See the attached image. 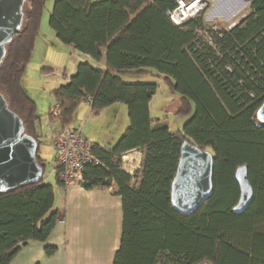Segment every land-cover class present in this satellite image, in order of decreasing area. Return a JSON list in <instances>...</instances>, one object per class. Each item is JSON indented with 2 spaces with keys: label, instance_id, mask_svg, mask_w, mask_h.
Segmentation results:
<instances>
[{
  "label": "trees",
  "instance_id": "trees-1",
  "mask_svg": "<svg viewBox=\"0 0 264 264\" xmlns=\"http://www.w3.org/2000/svg\"><path fill=\"white\" fill-rule=\"evenodd\" d=\"M178 0H56L49 25L65 45L96 62L79 63L52 92L63 126L91 98L95 114L120 103L129 127L114 147L93 144L99 165L88 164L79 184L86 190L114 189L123 204V234L114 264H264V0L250 2L248 15L229 29L208 27L204 13L181 26L168 13ZM46 0H26L20 33L0 65V93L38 142L44 175L37 182L0 192V264H11L29 241L46 243L56 226L55 186L47 183L39 155L37 105L22 79L40 32ZM52 71L44 69V72ZM125 73L161 78L179 104L176 115L191 116L172 132L154 120L150 104L159 85L125 82ZM184 141L214 156V193L194 213L176 211L171 200ZM143 151L137 186L123 169V157ZM248 169L254 192L250 206L235 214L240 197L236 170ZM63 167L55 159L60 186ZM46 254L56 252L47 245Z\"/></svg>",
  "mask_w": 264,
  "mask_h": 264
},
{
  "label": "crops",
  "instance_id": "crops-1",
  "mask_svg": "<svg viewBox=\"0 0 264 264\" xmlns=\"http://www.w3.org/2000/svg\"><path fill=\"white\" fill-rule=\"evenodd\" d=\"M51 31L58 39L56 33L52 29ZM58 41L60 42L59 39ZM82 57L100 68L105 67V59L96 62L89 56L82 55ZM78 65L74 70L77 71ZM50 69L54 72L53 68ZM64 71L67 72L66 69ZM65 76L69 75L66 74ZM60 84L58 83L50 91V102L46 99V104L48 103L49 107L55 104L51 92L62 86ZM76 115L78 120L65 126L48 118L49 130L51 131L49 140L48 138L44 139L39 127H37L38 134L41 136L40 146L46 141L55 149L53 140L56 134L63 130L76 129L80 130L92 144L111 148L117 144L130 125L127 107L120 103L95 114L91 109V104L84 101L79 106ZM83 116L87 120L85 127L79 122ZM120 119H124L123 124L117 123ZM102 122L111 126L107 134L102 133L100 129L99 125ZM90 123H93L95 129L89 132ZM134 153L139 155V157L136 156V161L140 159L143 165V151H132L126 154L123 160H128L127 158L132 157ZM41 158L45 160L42 156ZM137 163L139 162H136V170L140 169L141 172L142 165L138 167ZM123 169L132 175L133 168L128 170L124 167ZM114 191V189L86 190L80 185L65 188L56 182L55 205L58 216L54 230L46 243L29 241L21 248L11 264H114L116 253L121 247L124 220L122 199ZM47 245L56 248V252L51 256L46 254Z\"/></svg>",
  "mask_w": 264,
  "mask_h": 264
},
{
  "label": "water",
  "instance_id": "water-1",
  "mask_svg": "<svg viewBox=\"0 0 264 264\" xmlns=\"http://www.w3.org/2000/svg\"><path fill=\"white\" fill-rule=\"evenodd\" d=\"M26 0H0V65L7 46L20 33L24 21ZM257 120L264 123V102L257 112ZM38 142L27 136L22 119L14 113L0 93V192L39 182L44 175L37 161ZM214 156L190 141H184L176 176L172 182L171 200L181 214L194 213L214 193ZM240 197L235 214L243 213L252 203L254 192L248 169L236 170Z\"/></svg>",
  "mask_w": 264,
  "mask_h": 264
},
{
  "label": "rangeland",
  "instance_id": "rangeland-1",
  "mask_svg": "<svg viewBox=\"0 0 264 264\" xmlns=\"http://www.w3.org/2000/svg\"><path fill=\"white\" fill-rule=\"evenodd\" d=\"M55 2L56 0H46L39 36L24 73V79H22V85L23 87L25 85L26 88L24 87V89L26 93L38 106L37 115L40 117V120L37 122V127H39L44 139L48 138V140L51 134L49 130L50 124L48 122V114L52 106L57 103L55 101V104L49 107V104H46V99L50 102V91L52 88L56 87L58 83L64 85L66 83L65 77L74 75L76 73L74 69H76L79 63L84 61L82 55L74 47L65 45L61 41L60 43L51 31L49 20ZM193 11L197 13L195 16L204 13V20L208 27H212L215 30L222 28L229 29L240 23L248 15L250 11V2L247 0H203L199 5L195 6ZM54 40H56L55 42L57 43H55ZM45 68H53L54 72H44ZM64 69H66L67 72H65ZM65 73L69 76H65ZM121 77L125 82H154L159 85L158 92L150 104L151 116L156 120H164L172 132L182 129L191 118L192 115L188 117L176 115L180 96L177 93H172L165 81L156 77V75L147 73H125L122 74ZM42 108H44L43 111ZM125 118L127 120V117ZM77 120V115H75L72 122L74 123ZM86 121L85 116H83L79 122L85 127ZM123 121L124 119H120L117 123L123 124ZM99 126L102 133L104 132L106 134L111 127L105 122L100 123ZM93 129H95V126L93 123H90L89 132ZM54 150L55 149L45 141V143L40 146L39 155L46 160L45 176L47 183L56 186V152L54 154ZM136 156L139 157V155L134 153L132 157H128V160H123V168L125 167L128 170L133 168L132 176H137L132 180V186H137L140 179V176L137 174V172H140V169H137L138 171L136 170V162H139L137 163L138 167L142 165L140 159L136 161Z\"/></svg>",
  "mask_w": 264,
  "mask_h": 264
},
{
  "label": "built area",
  "instance_id": "built-area-1",
  "mask_svg": "<svg viewBox=\"0 0 264 264\" xmlns=\"http://www.w3.org/2000/svg\"><path fill=\"white\" fill-rule=\"evenodd\" d=\"M203 0H178V7L168 13L170 20L176 26H181L197 14L193 9ZM192 11V12H191ZM87 101L90 103L91 98ZM57 114L58 104L51 108ZM53 145L55 159L62 165L60 180L65 188L79 185L83 180V169L88 164L99 165L100 161L92 153L93 144L80 130H63L56 134Z\"/></svg>",
  "mask_w": 264,
  "mask_h": 264
},
{
  "label": "bare ground",
  "instance_id": "bare-ground-1",
  "mask_svg": "<svg viewBox=\"0 0 264 264\" xmlns=\"http://www.w3.org/2000/svg\"><path fill=\"white\" fill-rule=\"evenodd\" d=\"M127 158V157H126ZM128 159V158H127Z\"/></svg>",
  "mask_w": 264,
  "mask_h": 264
}]
</instances>
